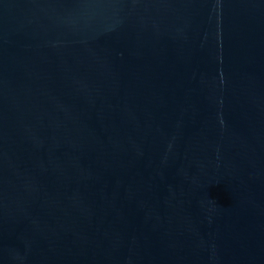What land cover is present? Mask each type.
<instances>
[{
    "label": "water",
    "instance_id": "obj_1",
    "mask_svg": "<svg viewBox=\"0 0 264 264\" xmlns=\"http://www.w3.org/2000/svg\"><path fill=\"white\" fill-rule=\"evenodd\" d=\"M0 264H264V0H0Z\"/></svg>",
    "mask_w": 264,
    "mask_h": 264
}]
</instances>
